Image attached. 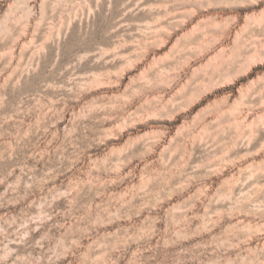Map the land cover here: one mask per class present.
<instances>
[{
  "label": "rangeland",
  "instance_id": "rangeland-1",
  "mask_svg": "<svg viewBox=\"0 0 264 264\" xmlns=\"http://www.w3.org/2000/svg\"><path fill=\"white\" fill-rule=\"evenodd\" d=\"M43 7L0 33V264H264V0Z\"/></svg>",
  "mask_w": 264,
  "mask_h": 264
},
{
  "label": "bare ground",
  "instance_id": "bare-ground-1",
  "mask_svg": "<svg viewBox=\"0 0 264 264\" xmlns=\"http://www.w3.org/2000/svg\"><path fill=\"white\" fill-rule=\"evenodd\" d=\"M8 1H10L9 2L10 5L6 7L7 9L5 10V13H4V15L6 16V20L8 22H6L5 24H0L1 34L9 33L11 30L10 25L16 24V23L18 24V22L20 23L22 19H24V24H23L24 29L23 28L22 29L26 33H27L26 30L28 29L33 28L35 30V29H38L39 26L43 25V22L46 18L44 7H43L44 0H8ZM2 2H4V0H0V7H2ZM30 34L24 35L26 37H23L22 39H20V41H16L15 44H12L11 48H13L14 52L16 51L17 47L19 48V45L24 46L26 44L25 40L28 39V35L30 36ZM110 36L111 35L109 34V37Z\"/></svg>",
  "mask_w": 264,
  "mask_h": 264
}]
</instances>
